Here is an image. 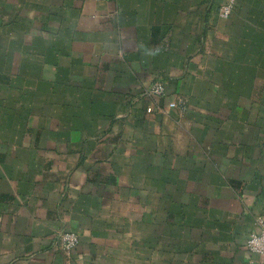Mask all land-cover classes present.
<instances>
[{
	"label": "crops",
	"instance_id": "crops-1",
	"mask_svg": "<svg viewBox=\"0 0 264 264\" xmlns=\"http://www.w3.org/2000/svg\"><path fill=\"white\" fill-rule=\"evenodd\" d=\"M226 2L0 0V264H264V0Z\"/></svg>",
	"mask_w": 264,
	"mask_h": 264
},
{
	"label": "built area",
	"instance_id": "built-area-1",
	"mask_svg": "<svg viewBox=\"0 0 264 264\" xmlns=\"http://www.w3.org/2000/svg\"><path fill=\"white\" fill-rule=\"evenodd\" d=\"M236 6V0H227L221 7L220 16L223 19H228L233 14ZM150 93L157 96L165 94V86L161 82L156 83L150 89ZM257 230L250 235L246 243V248L250 253L264 256V219L259 218L256 223ZM80 243V236L73 231H66L61 234L60 246L68 253L75 251Z\"/></svg>",
	"mask_w": 264,
	"mask_h": 264
}]
</instances>
